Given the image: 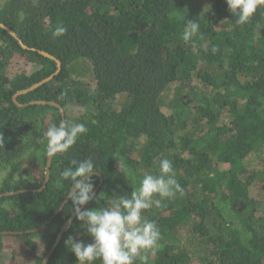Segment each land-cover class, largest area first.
<instances>
[{"label":"trees","instance_id":"trees-1","mask_svg":"<svg viewBox=\"0 0 264 264\" xmlns=\"http://www.w3.org/2000/svg\"><path fill=\"white\" fill-rule=\"evenodd\" d=\"M236 19L226 0H0V21L30 47L0 27V193L21 191L0 199V264H43L71 200L28 231L67 198L71 182L57 183L60 172L89 157L97 199L84 209L130 197L144 175H159L161 159L172 161L183 193L144 211L161 232L147 264H264V6ZM187 21L200 25L189 42ZM60 23L67 32L54 38ZM33 48L62 69L19 106L18 91L58 68ZM33 101L59 103L67 122L88 129L53 156L42 190L44 133L64 119ZM81 225L73 221L47 264H78L65 240L92 242Z\"/></svg>","mask_w":264,"mask_h":264},{"label":"clouds","instance_id":"clouds-1","mask_svg":"<svg viewBox=\"0 0 264 264\" xmlns=\"http://www.w3.org/2000/svg\"><path fill=\"white\" fill-rule=\"evenodd\" d=\"M229 11L239 24L248 22L257 8L264 6V0H226ZM200 31L197 21H187L182 32V39L189 42ZM67 28L58 24L52 32L54 38L63 36ZM216 51L215 48L212 49ZM83 123L60 121L47 128L44 136L47 140V154L67 152L79 137L87 132ZM3 138L0 136V145ZM97 170L93 158L72 159L70 165L60 172L57 183L70 181L66 194L72 202V213L92 242L69 235L65 245L77 257L78 264H94L100 260L102 264H147L148 250L155 249L161 239V232L155 221L143 217L144 211L160 206L164 199L175 198L183 189L176 179L172 161L167 158L159 163V175L146 174L140 181L137 190L131 196H118L109 207L85 208L83 205L97 199L93 174Z\"/></svg>","mask_w":264,"mask_h":264},{"label":"water","instance_id":"water-1","mask_svg":"<svg viewBox=\"0 0 264 264\" xmlns=\"http://www.w3.org/2000/svg\"><path fill=\"white\" fill-rule=\"evenodd\" d=\"M0 27H1L2 29L6 30L7 32H9L10 35H12V36L18 41V43H19L23 48H25V49H30V47L24 43V41H23V40L17 35V33H16L13 29H11L10 27L6 26V25H5L4 23H2L1 21H0ZM33 49H34V50H38V49H35V48H33ZM38 51H39L42 55H44V56H46V57H48V58L53 59V60L56 61L57 66H58L57 71H56L54 74H52L51 76H49L48 78L42 80L41 82L36 83V84L32 85V86L29 87V88H26V89H23V90L18 91V92L13 96V100H14L15 103H16L17 105H19V106H23V104H21V103L18 102V97H19L20 95H23V94H27V93H29V92H32V91L36 90L37 88H39L41 85H43V84H45V83L51 81V80L55 77V75L59 74V72H60L61 69H62V62H61L57 57H55L54 55L50 54V53L47 52V51H43V50H38ZM31 103H32V104H35V103H36V104H49V105H52V106H56V107H58V108L61 110V112H62V116H63V119H64L63 121H66V116H65V114H64V109H63V107H62L59 103L54 102V101H50V102H49V101H33V102H31ZM53 156H54V155H53ZM53 156H48L47 166H46V172H45V175H46V176H45V183H44V185H43V188H41L40 190L44 189V188L47 187V185H48V182H49V179H50L51 164H52ZM102 183H103V181H101V183L99 184L98 189L101 187V184H102ZM20 192H21V191H10V192H5V193H0V199H2V198H4V197L11 196V195H14V194H16V193H20ZM95 193H97V190L95 191ZM69 201H70V198H66V199L63 201V203L61 204L60 208L55 212V214L53 215V217H52V218H51L46 224L42 225V226L39 227V228H35V229H32V230H29L28 232L35 233V232H39V231L43 230V229L47 226V224H49L50 221H51V220H52V219H53V218H54V217H55L60 211L63 210V208L65 207V205H66ZM85 206H86V205L81 206V207H82V210L84 209ZM75 219H76V216L73 214V215L68 219V221L65 223V225L63 226V228L61 229V231H60V233H59V235H58V237H57V240H56L55 244L52 246V248H51L50 251L48 252L46 258L44 259L43 264H47V263H48L49 259H50L51 256L53 255V253H54L55 249L57 248V246H58V244H59L61 238H62L63 235H64V233L70 228V226L72 225V223H73V221H74ZM5 233H6V234H7V233H12V234H13L14 232H5Z\"/></svg>","mask_w":264,"mask_h":264},{"label":"rangeland","instance_id":"rangeland-1","mask_svg":"<svg viewBox=\"0 0 264 264\" xmlns=\"http://www.w3.org/2000/svg\"><path fill=\"white\" fill-rule=\"evenodd\" d=\"M78 67H82V68H83V69H82L83 73H82V75H81V78H86V80H83V81H85V82H86V81H90L91 86L94 87V86H95V82L92 80V78L90 79L91 74H90V70H89V68H88V64H83V63H82L81 65H78ZM77 111H78V108H76V109L74 110V113L77 112ZM255 159H256L255 157H251V159L248 161V165H250L252 161H253L252 166H253L254 164H256ZM6 174H7V172H0V183H1L2 180L5 178ZM141 174H142V172H141V169H140L139 172H138V176H137L138 180H139V178H141V177H140ZM137 178H136V179H137Z\"/></svg>","mask_w":264,"mask_h":264}]
</instances>
